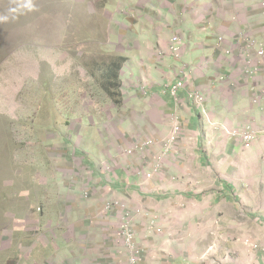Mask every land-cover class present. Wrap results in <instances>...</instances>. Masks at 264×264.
<instances>
[{
    "label": "rangeland",
    "instance_id": "rangeland-1",
    "mask_svg": "<svg viewBox=\"0 0 264 264\" xmlns=\"http://www.w3.org/2000/svg\"><path fill=\"white\" fill-rule=\"evenodd\" d=\"M26 2L27 0H0V16L8 17L6 22H0V264H45L42 262L44 253L55 264L54 260L57 259L48 257V253L65 251L63 243L68 244L69 239L77 240L82 235L101 238L98 235L100 231L78 223L79 211L72 206L71 197L79 199L82 195L84 198L83 194L87 192V199L90 200L91 188L95 182L94 175L91 176L93 172L95 174L100 170L112 173L120 167L132 171L135 159L139 155H150L152 148L127 157V148L136 141L133 137L129 139L128 132L122 142L121 138L116 137L101 142L108 139V132L114 136L120 131L107 129L99 133L96 118L101 116L102 123L111 121L108 120V114L114 108L120 110L126 104L128 95H123L122 92L128 89V83L124 80L122 92L120 90V94L116 96L118 100L113 102L104 90V82L100 81L99 66L101 71L104 70L106 66L102 65L112 63L114 55L109 57L99 50V44L113 38V31L108 29L107 20L92 16L87 9V4L96 6L97 0H32V11L24 7ZM82 3H86V7ZM258 7L261 11L259 3ZM258 7L256 6V10ZM13 8L16 9L15 13L10 11ZM257 17L259 28L256 30L252 28L250 31L243 23L234 26L232 32H216V35H211L203 42V46L198 47L202 43V36L192 34L190 57L185 53L183 63L176 62L166 52L171 35L180 34L171 30L162 35L159 49H151V53H154L152 57L157 59L156 54L160 52L165 58L158 59L154 65L144 62V69L152 70V75H156V71H153L155 66L164 69L162 74L165 84L172 79L178 80L180 72L185 68L192 70V84L206 97L204 106L210 118L223 123L218 124L221 127L214 128L209 127L208 122L203 124L201 111L197 108L200 105L187 98L193 108L200 111V136L204 139L210 137L211 141L214 139V143L218 136L224 143H228V140L240 142V139L228 136L229 130L241 132L251 126L256 131L248 116H244V120L235 126H230L227 121H220L217 115L222 110L215 105L225 99L223 105L233 107L234 97L237 95L235 93H242L241 99L249 100L247 113L254 106H263L264 59L261 61L262 73L252 79L247 77L245 51L236 39L239 30L245 29L253 39L260 44L264 43L263 11L261 15L258 11ZM220 36L224 37L223 42L219 41ZM148 40L154 41L150 38ZM125 41L127 45V42H143V39L139 35L129 34ZM227 49L231 51L228 56L225 53ZM130 53L132 57L128 62L134 61V53ZM131 69L129 65V72ZM217 72L219 75L226 76L223 72L230 75L226 76L227 81L217 82L218 88L214 90L210 87L212 84L208 82L207 76L213 73L216 78ZM203 74L205 80L202 84ZM225 89H229L233 96L224 98L220 93L225 92ZM257 99H260V105L254 103ZM184 104H187L185 100ZM95 122L96 126L93 125ZM182 126L185 125L182 123ZM164 130L165 128H160L155 132L157 135L163 133L160 140L167 135L169 128ZM160 140L156 143L162 141ZM144 142L154 140L143 134L142 141H136L133 145ZM252 148H243V151L249 152ZM118 152L114 158L116 161L110 160ZM94 155L98 157L96 162ZM148 171L149 169L140 170L144 173ZM149 173L150 171L147 174ZM258 180L256 190L262 191L264 178ZM108 201L125 205V211L119 214L121 219L126 217V220L134 222L140 216L139 211L131 210L126 202ZM155 220L157 226L150 225V228L161 233L163 230L158 227V219ZM150 228L147 229L148 234H152ZM119 231L120 229L114 234L111 232L112 255L104 257L99 251L100 256L95 259L97 264L130 263V254L121 244ZM262 238L259 235L257 237ZM249 239L232 242L226 238L220 241V249L224 251L222 262L264 264V241L254 244ZM232 243H236L241 250L254 248L253 257L244 259L243 256H237L234 262V257L230 255ZM211 245L217 243L214 241ZM136 247L139 250L137 264H140L143 249L138 242ZM72 250L67 245V264L73 262Z\"/></svg>",
    "mask_w": 264,
    "mask_h": 264
},
{
    "label": "crops",
    "instance_id": "crops-1",
    "mask_svg": "<svg viewBox=\"0 0 264 264\" xmlns=\"http://www.w3.org/2000/svg\"><path fill=\"white\" fill-rule=\"evenodd\" d=\"M258 3V0H97L96 6L87 4L91 15L107 20L108 29L113 31L110 41L99 44L100 51L109 57L114 55L112 63L102 65L106 66L104 70L101 71L99 66L101 83L108 81L111 73H115L121 81V92L124 80L128 83V89L122 92L128 95L126 104L120 110L114 108L108 114V120L111 121L102 123L101 116L96 118L98 132L107 129L120 131L114 136L108 132V139L101 142L115 137L121 138L122 142L128 132L130 140L133 137L139 143L144 134L152 137L154 144L148 148H152L150 155H139L135 159L132 171L120 167L112 173L100 170L95 174L90 173L95 177L91 199H84L82 195L79 199L72 196V206L78 208V223L100 231L98 235L101 238L82 235L77 240L69 239L68 244L63 243L65 251L48 253V257L57 259L54 260L55 264H67V245L73 248L71 253L74 259L71 264H97L96 257L112 255L111 232L114 234L118 229L121 230L123 219L119 217L121 211L116 210L111 214L104 212L107 200L126 202L131 210L139 211L134 230L136 242L143 249L140 264H224L220 241L226 238L232 242L250 238L254 244L264 241V189L256 190L258 179L264 178V100L263 106H254L249 113V100L241 99L242 93H235L233 107L224 106L225 99L216 102L215 107L222 110L217 115L220 121L235 126L244 120V116H248L250 123L254 124L256 141L251 151L244 152L239 141L228 140V143H224L218 136L214 143V139L211 141L210 137L204 139L200 136V111L187 101L189 87L180 91V97L187 104L177 105L169 92L177 78L165 84L162 67L155 66L153 71H156V75L143 67L144 62L154 65L158 59L165 58L160 52L156 54L157 59L152 57L154 53H151V49H159L162 35L171 30L184 35L183 61L185 53L190 57L192 34L202 36L199 47L216 32H232L234 26L243 23L250 31L252 28L256 30L259 28L258 11L261 15ZM82 5L86 7V3ZM237 22L238 25H235ZM129 34L139 35L143 42H127L126 45L125 38ZM131 51L134 61L128 62L132 57ZM129 65L132 67L130 72ZM213 73L207 76V80L214 85L210 87L215 90L218 88L215 81L219 74L217 72L215 78ZM202 78L200 83L203 84L204 74ZM220 94L224 98L233 96L229 89ZM245 95L248 96L247 93ZM174 113L180 116L185 125L182 128L184 132L180 134L173 151L159 165L158 172L146 179L161 149V142L156 141L160 140L163 133L157 135L155 132L160 128H165L164 131L169 128L170 131V116ZM118 154H111L113 157L110 160L116 161L114 158ZM94 158L96 162L98 157L94 155ZM88 159L92 160L90 157ZM147 169V173L140 172ZM79 193H76L77 196ZM151 219H158V227L163 230L161 233L150 228ZM148 228L152 234L147 233ZM258 235L263 238L257 239ZM214 241L217 245H211ZM232 247L230 255L234 257V262L237 256H243L244 259L253 257L254 248L241 250L236 243H232ZM45 256L46 253L42 254V262L53 264Z\"/></svg>",
    "mask_w": 264,
    "mask_h": 264
},
{
    "label": "built area",
    "instance_id": "built-area-1",
    "mask_svg": "<svg viewBox=\"0 0 264 264\" xmlns=\"http://www.w3.org/2000/svg\"><path fill=\"white\" fill-rule=\"evenodd\" d=\"M259 4L261 5V12L263 11L264 16V0H258ZM236 18H234L235 20ZM237 42L239 45H241L244 49V59L246 62V68H245V74L250 79L255 78L256 76L261 73L262 70V64L261 61L264 59V43L260 44L256 39H253L250 35L247 34V32H240L237 37ZM219 41L223 42L224 37L220 36ZM184 43L185 38L182 33L180 34H173L168 40L167 45V54L173 58L176 62H182L183 63V53H184ZM225 53L228 55L231 54L230 50H226ZM190 69L185 68L183 72H180L181 77L178 78L175 84L170 86L169 92L173 99V101L179 105L184 104L183 98L180 97V91L185 89L187 85L189 87L187 98L192 101L196 105H200L197 107L201 111L202 115V121L209 123V127H216L220 126L217 122H215L213 119L210 118L209 112L207 108L204 106L206 103V97L204 94L195 87L194 84H192V77ZM227 77L224 75L217 76V81H227ZM260 99H257L254 101L255 104L260 105L259 103ZM171 127L170 131L168 132L167 136L161 141V149L160 153L155 157L153 168L151 169L150 173L146 175V178H150L153 174H156L159 170V165L161 162L173 151L174 146L176 145L179 136L182 132V121L180 116L177 113H174L170 117ZM230 129V128H229ZM228 136L232 138H238L240 139V142L242 143L243 147L245 149H250L257 138V132L254 130L253 127L248 126L239 131H228ZM154 142H144L141 145H134L130 149H127L126 155L131 156L134 153H140L144 151L145 149L150 148ZM84 198L87 199L89 196V193L84 192L83 194ZM125 211V205L123 203H118L115 201H108L104 204V212L107 214H111L114 211ZM123 223L120 230V238L122 242H124L123 247L126 249V251L130 254V263L129 264H137V258L139 256V250L136 247V234L134 231V222L130 220H126V217L123 219ZM150 224L152 227H156V220L150 221Z\"/></svg>",
    "mask_w": 264,
    "mask_h": 264
},
{
    "label": "trees",
    "instance_id": "trees-1",
    "mask_svg": "<svg viewBox=\"0 0 264 264\" xmlns=\"http://www.w3.org/2000/svg\"><path fill=\"white\" fill-rule=\"evenodd\" d=\"M121 81L115 73L109 75V80L104 83V90L109 94L110 99L115 102L117 94H120Z\"/></svg>",
    "mask_w": 264,
    "mask_h": 264
},
{
    "label": "clouds",
    "instance_id": "clouds-1",
    "mask_svg": "<svg viewBox=\"0 0 264 264\" xmlns=\"http://www.w3.org/2000/svg\"><path fill=\"white\" fill-rule=\"evenodd\" d=\"M24 7L27 8L29 11L34 10V5L32 3V0H27V2L24 4ZM11 12L15 13L16 9H10ZM8 20L7 16H0V22H6Z\"/></svg>",
    "mask_w": 264,
    "mask_h": 264
},
{
    "label": "bare ground",
    "instance_id": "bare-ground-1",
    "mask_svg": "<svg viewBox=\"0 0 264 264\" xmlns=\"http://www.w3.org/2000/svg\"><path fill=\"white\" fill-rule=\"evenodd\" d=\"M262 66V65H261ZM175 84V83H174ZM173 85V84H172ZM170 89V88H169ZM119 234H120V231H119ZM121 241V239H120ZM135 241H136V238H135ZM121 244L124 245V242L121 241ZM125 249V248H124Z\"/></svg>",
    "mask_w": 264,
    "mask_h": 264
}]
</instances>
